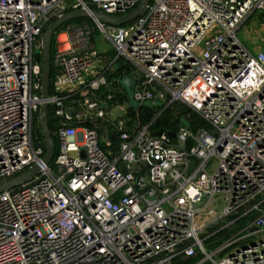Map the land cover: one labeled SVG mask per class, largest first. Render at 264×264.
I'll use <instances>...</instances> for the list:
<instances>
[{"label": "built area", "instance_id": "obj_1", "mask_svg": "<svg viewBox=\"0 0 264 264\" xmlns=\"http://www.w3.org/2000/svg\"><path fill=\"white\" fill-rule=\"evenodd\" d=\"M71 1L0 0V182L38 167L0 192V264H170L197 253L210 264H264V50L235 35L264 0H150L121 25L88 17L115 50L107 61L87 22L59 26L46 98L52 169L41 161L43 138L31 137L42 32L70 10L122 16L140 0ZM127 73L136 106L123 109ZM113 103L125 117L144 103L158 116L175 103L205 126L120 119L101 145L97 126ZM215 198L224 205L212 217ZM202 211L211 217L198 225ZM245 218L249 232L230 235Z\"/></svg>", "mask_w": 264, "mask_h": 264}, {"label": "rangeland", "instance_id": "obj_2", "mask_svg": "<svg viewBox=\"0 0 264 264\" xmlns=\"http://www.w3.org/2000/svg\"><path fill=\"white\" fill-rule=\"evenodd\" d=\"M68 2H72V1L68 0ZM77 19L84 20L85 22L89 24V26L92 27V32H90V35H89L90 46H92L94 50L101 57L105 58L106 61L112 60L115 56V50L113 49L109 41H107L104 38L103 34L98 30L95 24L91 23L88 17L77 18ZM235 35L239 39V41L243 43L245 47L252 53H254L258 49L264 50V12L256 10L251 16H249L243 23L240 24V26L235 31ZM121 62L125 63L123 60H119V63ZM109 73H112V72H109ZM107 77L109 80L112 79L109 74L107 75ZM111 89H112L111 85H109L106 88V90H111ZM128 102L129 100L126 97V101L123 106V109H127V107H129ZM119 105L120 104L118 103H113L110 106L106 104L105 107H103V110L105 112V120H104L105 122L102 121L97 126L98 127V140L101 145L104 144L107 138V137L105 138V135H104V127L105 128L108 127L111 121L116 122L117 120H120V119L125 120L126 118H128V119H131L133 123H136L140 118V112L143 113V109H147V108L151 109L152 111V116L150 117L151 120L158 116L157 115L158 110L152 108L151 106H149L150 104L147 103V105L143 104V106L139 107L138 115H137V112L135 111L133 112L131 110L130 117L129 116L125 117V115L123 114V111L119 109ZM180 109H182L183 111L184 108H180ZM182 111H179L177 109V105L174 103L172 108H168L160 114V117L157 118L156 120V125H162L163 127H166L168 129L173 128L176 125H183L184 127H188L190 131H194L197 127L205 126V124L201 121V119H199V117L194 116V115L187 119L188 122H190L188 126L186 117L184 115V111L183 112ZM50 118H51V115H50ZM140 123H144V122H140ZM149 131L150 132L152 131L151 127L149 128ZM40 135L41 133L39 130V122L37 118H35L33 119L32 124H31V137H32L33 143H36L37 139H41L42 135L41 136ZM172 142H174V140H172ZM210 164H212L211 159L209 160V165ZM49 166L52 169H54L50 163H49ZM204 201H205V197L203 196L197 205L203 204ZM223 205H224V201L222 199L215 198V200L211 203V206H208V207H211L213 211L215 212V214H213L212 217H215L216 214L220 213ZM210 217L211 216H208L207 214H205V211H202L198 216H196L195 222L199 225L202 222L207 221ZM221 220H222L221 222H223L224 220H226V218H223ZM246 223H247V218L239 221L234 226H231L233 230L230 232V235L247 234L249 230L244 229L246 226ZM238 224L240 225L236 227ZM198 236L201 237V234L198 233ZM256 238H257L256 235H254L253 238L247 237L245 238L243 242L238 243L237 246L240 244L246 243L248 241H251L252 239H256ZM203 245L208 251L213 249L214 247L213 245H210L205 241H203Z\"/></svg>", "mask_w": 264, "mask_h": 264}, {"label": "water", "instance_id": "obj_3", "mask_svg": "<svg viewBox=\"0 0 264 264\" xmlns=\"http://www.w3.org/2000/svg\"><path fill=\"white\" fill-rule=\"evenodd\" d=\"M150 0H140L137 5L130 10L128 13L122 16H110L96 10H89V12L79 8L65 12L61 16L55 18L52 22H50L44 31L42 32L40 39V46L35 50L36 54L39 55V63H40V105L38 110V122H39V130L42 135V138L45 143V150L41 157V161L45 164L49 163L53 151L54 144L52 137L49 134V129L47 126V103L46 98L48 95V80H49V69H50V46L53 32L65 22H68L73 19L83 18V17H93L97 21H102L106 24L110 25H121L125 24L134 18L138 17L146 7L147 3ZM119 84L123 88L127 99L129 100V106L135 107L136 102L132 99V88L134 85V78L131 73H127L123 77L119 79ZM147 105V103H144ZM155 108L159 107V103L155 102ZM161 132L160 129H157L152 132V135H158ZM169 136H172V132L168 133ZM193 162L190 161L188 163V167H192ZM38 171V167L36 165L27 169L23 173L14 176L6 181L0 182V192L16 187L27 180H29L33 175H35Z\"/></svg>", "mask_w": 264, "mask_h": 264}, {"label": "trees", "instance_id": "obj_4", "mask_svg": "<svg viewBox=\"0 0 264 264\" xmlns=\"http://www.w3.org/2000/svg\"><path fill=\"white\" fill-rule=\"evenodd\" d=\"M52 21L53 20H51L50 22H52ZM52 42H53V38L51 39L50 54H51V50H52ZM36 58L39 60V55L38 54H36ZM51 78H52V68H51V64H50L49 80H48V92L50 91V87H51ZM177 109L180 110V108H178V107H177ZM180 111H182V109ZM183 111L185 112L186 110L183 109ZM151 116H152L151 109H149V108L143 109V113L140 112V121L141 122H146L147 120L150 119ZM159 117H160V115L157 118H159ZM157 118L155 119V124H156ZM47 126H48V129L51 128V118H50V112H49V110H47ZM41 139H42V136H41ZM52 140H53V144H54V151L53 152H55L56 142H55V139L54 138H52ZM193 262H194V259H187V260L182 261L180 264H192Z\"/></svg>", "mask_w": 264, "mask_h": 264}, {"label": "crops", "instance_id": "obj_5", "mask_svg": "<svg viewBox=\"0 0 264 264\" xmlns=\"http://www.w3.org/2000/svg\"><path fill=\"white\" fill-rule=\"evenodd\" d=\"M187 259H194V262L192 264H210L209 262L204 261L201 254L198 253L192 257H178L174 259L170 264H180L182 261Z\"/></svg>", "mask_w": 264, "mask_h": 264}]
</instances>
